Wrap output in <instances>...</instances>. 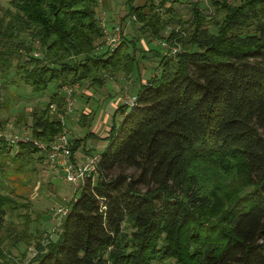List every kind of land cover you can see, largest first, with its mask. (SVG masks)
<instances>
[{
  "label": "trees",
  "instance_id": "1",
  "mask_svg": "<svg viewBox=\"0 0 264 264\" xmlns=\"http://www.w3.org/2000/svg\"><path fill=\"white\" fill-rule=\"evenodd\" d=\"M98 3L0 0V80L17 57L15 74L32 91L55 87L16 119L32 138L48 143L63 130L59 88L100 89L106 76L136 71L145 49L124 38V21L159 57L98 137L107 144L97 177L76 186L58 236L26 264H264V0H210L215 16L199 0H125L116 23L104 15L122 30L112 51ZM161 40L177 53L163 54ZM93 118L81 113L86 131L72 154L94 137ZM8 151L24 162L38 153L30 142H3Z\"/></svg>",
  "mask_w": 264,
  "mask_h": 264
},
{
  "label": "rangeland",
  "instance_id": "2",
  "mask_svg": "<svg viewBox=\"0 0 264 264\" xmlns=\"http://www.w3.org/2000/svg\"><path fill=\"white\" fill-rule=\"evenodd\" d=\"M124 1L98 0V5L101 12L102 10L105 11L106 20L109 19L108 21H112L114 24L118 21L119 15L125 14V9L123 8ZM200 2L202 3L201 7L206 13L211 16L217 14L210 1L208 4H205L203 1ZM184 15H187V13ZM136 27L137 25L132 22V19L127 22L124 21V38H138L139 44L145 49L144 54L146 57L139 58L137 56L139 61H141V63L138 62V68L135 69L138 71L137 73L133 71L127 77L123 73L106 76L103 84H116L117 88L127 85L123 86L120 92L117 88L112 90L119 92L117 95L110 94L111 101L114 102L113 105H116L117 101L124 103V96H130V93L134 92V88L129 89L130 84L133 83V86L135 84L137 86L139 85V81L146 80L149 75L151 76L155 70L156 60H159V57L156 59L153 53L147 50V41L141 37H137L140 35ZM167 32L164 31V34ZM36 50L40 52L39 49ZM16 63L17 57L13 59V67L10 74H8V79L0 80V146L5 142L2 133L7 132L13 135L28 134L30 130L25 125L16 122V119L21 118L23 122V116L26 118L29 116L30 107L34 105L43 106L55 89L53 85H50L49 88L44 89L42 92L32 91L29 86L21 82L18 76H16ZM127 79H130L131 82L127 83ZM78 84L79 87L75 89L74 109L68 115L66 122V130L70 141H73L78 136H82L86 131L85 128L81 127V112L78 111L84 106H89V109L97 111V116L101 110H106L107 114H110L106 121L103 122L106 125H111L113 119L118 123L123 117L119 113L112 117L114 113L111 106L108 105L109 100L107 101L105 96L107 90L104 87L99 89L98 87L81 84L80 82ZM86 89L90 93L87 99L84 97ZM58 90L64 93L63 88H59ZM79 96H81L82 100L78 99ZM95 97L99 100H96ZM104 101V106L100 109L98 103H103ZM106 105L107 107H105ZM75 117H77V120H75ZM99 119L94 121L97 129L103 125ZM97 132L103 134L106 131L105 128H101ZM93 133L94 137L88 140L89 143L86 146L82 144L77 149L78 154L76 156L79 158L88 156L90 148H93L90 146L91 143L93 145L94 143L99 144L100 148L101 146H106L107 142L105 143V141L99 139L96 132ZM85 147L90 150L84 149ZM12 155V152L10 153L9 151L4 152V154L0 152V196L4 199L2 206L4 214L0 220V264H26L27 261L34 257L37 251V243L45 245L49 240H55L58 236L60 221L64 215L56 213V208L67 203L75 193L74 190L77 188V185L65 182L62 179L61 173L56 171L45 157L38 159L37 156L41 155L40 153L35 154L34 159L29 162H24L22 158H15ZM73 160L78 161L75 158Z\"/></svg>",
  "mask_w": 264,
  "mask_h": 264
},
{
  "label": "built area",
  "instance_id": "3",
  "mask_svg": "<svg viewBox=\"0 0 264 264\" xmlns=\"http://www.w3.org/2000/svg\"><path fill=\"white\" fill-rule=\"evenodd\" d=\"M199 1H203L205 4H208L210 0ZM99 17L104 38L102 46H105L112 51L119 45L121 40V27L116 24L115 26L109 28L106 24L104 13L101 12ZM159 45L161 46L160 49L162 53L166 56L175 55L179 50L178 46H170L163 40L159 41ZM77 87H79L78 83H73V85L70 84L62 87L65 92V106L63 111L58 113V117L60 118L63 125V130L57 136H55L52 141L47 143L46 141L32 138L25 133L22 135H13L8 134L7 132L2 133L4 136V141L9 145L27 142L35 145L38 153L43 155L48 163H50L56 169V171L61 173L62 179L65 182L73 185L80 184L87 177H90L91 180H95L97 177V170L99 169L97 168V164L101 157V154L96 152L88 154V156H86L82 161L73 160L74 158L71 151V141L66 130V118L72 113L74 109L75 89H77ZM124 98L125 99L123 102L126 104L133 105L135 102L134 95H125ZM51 108L54 110L55 105H51ZM65 204L58 206L55 212L61 215H66L68 212V206Z\"/></svg>",
  "mask_w": 264,
  "mask_h": 264
},
{
  "label": "crops",
  "instance_id": "4",
  "mask_svg": "<svg viewBox=\"0 0 264 264\" xmlns=\"http://www.w3.org/2000/svg\"><path fill=\"white\" fill-rule=\"evenodd\" d=\"M142 81H144V80H142ZM131 82V81H130ZM140 84H141V82L139 81V85H137L136 86V84L133 86V83H131L130 84V86H129V89L130 88H134V92H132V93H130V95H133V94H135L136 93V91L138 90V88L140 87ZM124 87L125 86H127V85H123ZM123 86H120L119 88H117V85L116 84H110V85H107V84H104V89H106L107 91L105 92L106 94H105V96H106V98H107V101L109 100V103H108V105H110L111 106V109H112V112L114 113V110L116 109V107L119 105V104H121V101H117L116 102V105H113V101H111V96H110V94L112 93L113 95H117L120 91H121V89H122V87ZM118 89L119 90V92H116V91H112L113 89ZM124 90H125V88H124ZM81 92V91H80ZM84 92V91H83ZM84 94H85V98L87 99V96H89V91L86 89V92H84ZM100 97V96H99ZM96 98V97H95ZM79 100H82L81 99V96H79V98H78ZM93 99V98H92ZM96 100H99L98 98H96ZM104 103H105V101L103 102V103H101V102H99L98 103V105H99V108L101 109L103 106H104ZM100 104H101V106H100ZM115 106V107H114ZM105 107H107V105L105 106ZM82 108V107H81ZM86 110H88L90 113L91 112H93L94 113V118H93V120H92V126H91V131L92 132H96V135L98 136V137H104V136H106V134H107V132H108V130L110 129V125H106L105 123H103L104 121H106V119L108 118V116L110 115V114H107V112H106V110H101L98 114V116H97V111H93V110H91V109H89V106L88 107H83L82 109H80V110H78L79 112H81V113H88V111H86ZM77 110H76V112H78ZM68 117V116H67ZM97 117V118H96ZM70 118H71V116H70ZM100 118V119H99ZM96 119H99V120H101L102 121V123H103V125L101 126V127H99L98 129H97V127H96V124L94 123V121L96 120ZM103 119V120H102ZM68 119L66 118V121H67ZM75 120H77V117H75ZM76 126V125H75ZM77 127V126H76ZM96 128V129H95ZM101 128H105V133H103V134H99L97 131L99 130V129H101ZM83 135H84V133H83ZM79 137H81V136H78L77 138H79ZM89 140H90V138H89ZM72 141V140H71ZM102 141H105V143L107 142L106 140H102ZM87 143H89V141H88V139L85 141V142H83V144H84V146H86V144ZM99 143V142H98ZM82 146V145H81ZM90 146L91 147H93V148H90V149H87V147H85L84 149H86V150H90L89 152L90 153H88V154H92V153H100L101 151H103V149H104V147L103 146H101V148L99 147V144H95L94 143V145H93V143H91L90 144ZM76 154H78V151H76L75 153H74V158L75 159H78V161L79 160H83L84 158H79L78 156H76ZM86 155V154H85Z\"/></svg>",
  "mask_w": 264,
  "mask_h": 264
}]
</instances>
